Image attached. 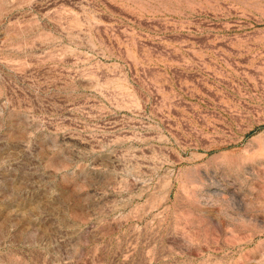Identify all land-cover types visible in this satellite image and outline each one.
<instances>
[{"label": "rangeland", "instance_id": "rangeland-1", "mask_svg": "<svg viewBox=\"0 0 264 264\" xmlns=\"http://www.w3.org/2000/svg\"><path fill=\"white\" fill-rule=\"evenodd\" d=\"M0 264H264V0H0Z\"/></svg>", "mask_w": 264, "mask_h": 264}, {"label": "clouds", "instance_id": "clouds-1", "mask_svg": "<svg viewBox=\"0 0 264 264\" xmlns=\"http://www.w3.org/2000/svg\"><path fill=\"white\" fill-rule=\"evenodd\" d=\"M233 204H234V201H233Z\"/></svg>", "mask_w": 264, "mask_h": 264}]
</instances>
